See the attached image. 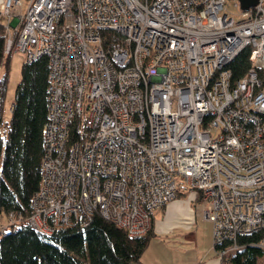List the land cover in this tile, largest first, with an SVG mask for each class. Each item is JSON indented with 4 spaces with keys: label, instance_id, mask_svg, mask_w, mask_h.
Returning a JSON list of instances; mask_svg holds the SVG:
<instances>
[{
    "label": "built area",
    "instance_id": "built-area-1",
    "mask_svg": "<svg viewBox=\"0 0 264 264\" xmlns=\"http://www.w3.org/2000/svg\"><path fill=\"white\" fill-rule=\"evenodd\" d=\"M226 1L26 0L23 13L22 0H0L4 56L48 58L33 229L97 213L143 236L180 177L206 203L221 261L252 246L238 239L264 229V0L247 11L233 0L238 21ZM246 48L252 67L232 82L227 65Z\"/></svg>",
    "mask_w": 264,
    "mask_h": 264
},
{
    "label": "trees",
    "instance_id": "trees-1",
    "mask_svg": "<svg viewBox=\"0 0 264 264\" xmlns=\"http://www.w3.org/2000/svg\"><path fill=\"white\" fill-rule=\"evenodd\" d=\"M5 36L0 28V62L4 57ZM249 48L242 50L228 65L232 82L240 80L252 67ZM8 60L0 77V215L13 214L18 225L0 236V264H139L154 235L153 227L140 237H132L112 222L94 213L83 227L55 230L44 235L27 222L31 199L41 178L43 131L47 121L48 58L42 56L20 68L10 118L4 120V102L8 83ZM262 79V70L256 68ZM83 118L74 120L71 137L84 132ZM198 198L200 199V194ZM180 192L177 191L178 198ZM264 230L238 239L251 244L226 259L225 264H256L264 249Z\"/></svg>",
    "mask_w": 264,
    "mask_h": 264
},
{
    "label": "crops",
    "instance_id": "crops-1",
    "mask_svg": "<svg viewBox=\"0 0 264 264\" xmlns=\"http://www.w3.org/2000/svg\"><path fill=\"white\" fill-rule=\"evenodd\" d=\"M262 78L264 86V61ZM194 199H199L198 194L197 197H195L190 193L187 199H180L178 197L174 201L168 203L162 210L163 214L161 218L156 220L152 214V227L156 235H170L180 229L182 230L180 231V235L182 238H186V241L189 242L195 239L196 243L198 241L200 242L202 245L200 246V250L195 255L188 256L179 244L178 247H175L164 242V245H162L164 252H161L152 247L149 248V243L140 258L139 264H224V262L215 255L213 246L210 250L212 228L208 223L206 224L205 221V223H203L201 216L197 219L195 210L193 211L191 205V201ZM199 223L201 224L199 225ZM256 264H264V254L257 260Z\"/></svg>",
    "mask_w": 264,
    "mask_h": 264
},
{
    "label": "rangeland",
    "instance_id": "rangeland-1",
    "mask_svg": "<svg viewBox=\"0 0 264 264\" xmlns=\"http://www.w3.org/2000/svg\"><path fill=\"white\" fill-rule=\"evenodd\" d=\"M22 3H23L22 12L25 13L26 0H22ZM233 3H234L233 0H227L226 1L224 13L227 14L229 17L234 18L235 21H238L240 19V14H239L238 9H236L234 7ZM0 23L3 25L7 24L6 20L2 19V18L0 19ZM6 60H8L7 61L8 62V83H7V90H6V95H5L3 117H4L5 121H8L10 118V107L12 105V101H13V97H14V91H15L17 84L20 81V78H21L20 68H21V65L24 63V54L21 52H12L9 56L5 55L0 62V77L2 76V74L5 70ZM175 180L177 182V187H178L177 189L180 192V195H179L180 199H183V198L187 199L189 197L190 193H192L195 197H197V194L194 191L188 190L184 186L180 177H175ZM191 205L193 207V211L195 210L197 219H199V216H201L203 219L202 212L206 207V203L203 200L194 199L191 201ZM163 209L164 208L156 209L153 211L152 214L154 215V218L156 220L162 217V214H163L162 210ZM184 219H186V218H184ZM14 221L15 220L13 218L12 219L9 218V216L0 215V228L1 227H9ZM204 221L206 222V224L208 223V225L212 228L211 224L208 221L203 219V223H205ZM200 224L201 223H199V225ZM151 227H152V225H151ZM180 231H182V230L179 229L170 235H168V234L156 235L154 233L153 237L151 238L149 248L152 247L156 250L164 252V250L162 249V245H164L163 244L164 242L169 243L170 246H175V247H178V244H179V246L183 250H185L186 255H188V256L195 255L200 250V246H202V245L200 244L199 241L196 243L195 239H193V241H189V242L186 241V238L181 237ZM259 244L262 245V242H260ZM262 246L264 247V240H263ZM211 249H212V241L210 244V250ZM212 252H213V250H212ZM259 258L260 257H258V259ZM222 262H224V261H222Z\"/></svg>",
    "mask_w": 264,
    "mask_h": 264
},
{
    "label": "water",
    "instance_id": "water-1",
    "mask_svg": "<svg viewBox=\"0 0 264 264\" xmlns=\"http://www.w3.org/2000/svg\"><path fill=\"white\" fill-rule=\"evenodd\" d=\"M238 2L240 4V9L247 11L256 5L257 0H238Z\"/></svg>",
    "mask_w": 264,
    "mask_h": 264
}]
</instances>
